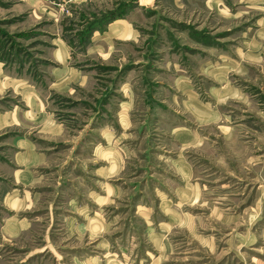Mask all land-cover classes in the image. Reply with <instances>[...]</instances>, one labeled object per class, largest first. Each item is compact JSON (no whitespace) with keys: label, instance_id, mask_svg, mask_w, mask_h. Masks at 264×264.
<instances>
[{"label":"rangeland","instance_id":"obj_1","mask_svg":"<svg viewBox=\"0 0 264 264\" xmlns=\"http://www.w3.org/2000/svg\"><path fill=\"white\" fill-rule=\"evenodd\" d=\"M0 264H264V0H0Z\"/></svg>","mask_w":264,"mask_h":264},{"label":"crops","instance_id":"obj_2","mask_svg":"<svg viewBox=\"0 0 264 264\" xmlns=\"http://www.w3.org/2000/svg\"><path fill=\"white\" fill-rule=\"evenodd\" d=\"M195 107H197V109H199L200 110V108H198L199 106H196L195 105ZM196 109V108H195ZM207 113V112H206ZM181 140L183 141V142H186V141H189V139H190V137H192V134L191 133H187V132H183L182 133V131H181ZM194 138V137H193ZM13 201H17V199H15V197H13V199H12ZM8 229L10 230V232H12V233H17L19 230V226H18V224H14V223H9L8 224Z\"/></svg>","mask_w":264,"mask_h":264}]
</instances>
